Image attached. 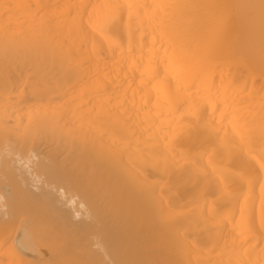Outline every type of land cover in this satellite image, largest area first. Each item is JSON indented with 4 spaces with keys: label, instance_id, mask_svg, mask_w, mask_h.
Segmentation results:
<instances>
[{
    "label": "bare ground",
    "instance_id": "bare-ground-1",
    "mask_svg": "<svg viewBox=\"0 0 264 264\" xmlns=\"http://www.w3.org/2000/svg\"><path fill=\"white\" fill-rule=\"evenodd\" d=\"M0 264H264V0H0Z\"/></svg>",
    "mask_w": 264,
    "mask_h": 264
}]
</instances>
